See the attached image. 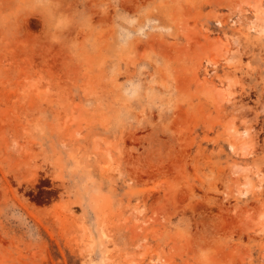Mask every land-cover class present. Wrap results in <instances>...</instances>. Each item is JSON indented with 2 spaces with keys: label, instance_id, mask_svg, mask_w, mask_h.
Masks as SVG:
<instances>
[{
  "label": "rangeland",
  "instance_id": "374dc122",
  "mask_svg": "<svg viewBox=\"0 0 264 264\" xmlns=\"http://www.w3.org/2000/svg\"><path fill=\"white\" fill-rule=\"evenodd\" d=\"M0 264H264V0H0Z\"/></svg>",
  "mask_w": 264,
  "mask_h": 264
},
{
  "label": "bare ground",
  "instance_id": "6f19581e",
  "mask_svg": "<svg viewBox=\"0 0 264 264\" xmlns=\"http://www.w3.org/2000/svg\"><path fill=\"white\" fill-rule=\"evenodd\" d=\"M258 10H259V8L257 9V13L259 14L260 11H258ZM234 149L236 152L241 153L243 155L247 154V146L245 144H237V145H235Z\"/></svg>",
  "mask_w": 264,
  "mask_h": 264
}]
</instances>
